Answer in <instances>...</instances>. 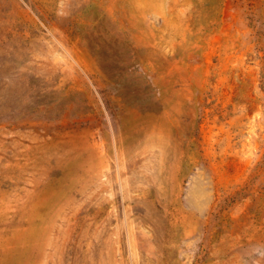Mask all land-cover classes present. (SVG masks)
Returning a JSON list of instances; mask_svg holds the SVG:
<instances>
[{"label": "rangeland", "instance_id": "rangeland-1", "mask_svg": "<svg viewBox=\"0 0 264 264\" xmlns=\"http://www.w3.org/2000/svg\"><path fill=\"white\" fill-rule=\"evenodd\" d=\"M263 174L264 0H0V264H264Z\"/></svg>", "mask_w": 264, "mask_h": 264}, {"label": "crops", "instance_id": "crops-1", "mask_svg": "<svg viewBox=\"0 0 264 264\" xmlns=\"http://www.w3.org/2000/svg\"><path fill=\"white\" fill-rule=\"evenodd\" d=\"M254 195L248 196L241 203L247 205V207H253L254 209H262L260 212L255 210V217L259 218V222L264 224V174L259 179H254ZM237 204H240V201H237ZM264 232V226L262 227ZM264 235V234H263ZM263 245H264V236H263Z\"/></svg>", "mask_w": 264, "mask_h": 264}]
</instances>
